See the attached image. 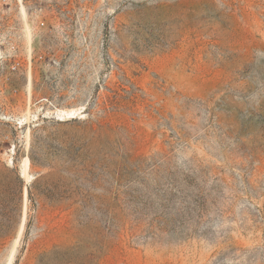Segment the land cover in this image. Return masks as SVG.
Segmentation results:
<instances>
[{"label": "rangeland", "instance_id": "1", "mask_svg": "<svg viewBox=\"0 0 264 264\" xmlns=\"http://www.w3.org/2000/svg\"><path fill=\"white\" fill-rule=\"evenodd\" d=\"M13 249L264 264V0H0V264Z\"/></svg>", "mask_w": 264, "mask_h": 264}, {"label": "bare ground", "instance_id": "2", "mask_svg": "<svg viewBox=\"0 0 264 264\" xmlns=\"http://www.w3.org/2000/svg\"><path fill=\"white\" fill-rule=\"evenodd\" d=\"M21 5H22V10H23V12L25 13L24 6H23V4H21ZM25 14H26V13H25ZM29 33H30V32H29ZM29 36H30V35H29ZM30 73H31V72H29V74H30ZM29 89H30V91H31V84H30V82H29ZM74 113H75L74 110L63 111V112H61V114H60L58 117H60L61 119H65V118H67V117H72V116L74 115ZM28 131H29V129H28ZM10 161L12 162V159H10ZM28 162H29V158L26 157V159H25V165H24L25 168H23V170H24L25 172H23V175L26 176L25 178H26L27 182H28V181H31V179H32V176L29 175V174L27 173ZM25 192L27 193V190H25ZM14 249H15V248H14ZM14 249H13V251H12V254H11V257H10V260H9V264L12 262L13 255H14Z\"/></svg>", "mask_w": 264, "mask_h": 264}, {"label": "built area", "instance_id": "3", "mask_svg": "<svg viewBox=\"0 0 264 264\" xmlns=\"http://www.w3.org/2000/svg\"><path fill=\"white\" fill-rule=\"evenodd\" d=\"M40 24L42 25L43 24V22L41 21L40 22ZM17 68V65H16V63H12L11 65H10V70H15Z\"/></svg>", "mask_w": 264, "mask_h": 264}]
</instances>
